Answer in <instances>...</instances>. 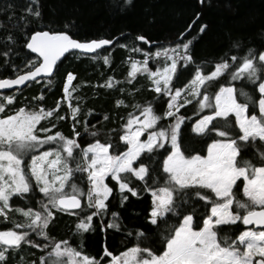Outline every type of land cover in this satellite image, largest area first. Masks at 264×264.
<instances>
[{
    "label": "snow or ice",
    "instance_id": "snow-or-ice-1",
    "mask_svg": "<svg viewBox=\"0 0 264 264\" xmlns=\"http://www.w3.org/2000/svg\"><path fill=\"white\" fill-rule=\"evenodd\" d=\"M130 3L131 0H124L125 6ZM24 11L26 15L21 19L25 28H20L26 39L23 47L36 56L27 60L22 74L13 65L18 74L0 79V90L32 82L51 84L57 62L65 53L95 61L98 50L113 43L109 39H74L70 31L75 25L68 23L62 29L49 25L47 30L34 31L29 37L27 26L43 19L40 0H29ZM206 28L204 25L200 31ZM184 35L180 33L177 42L170 46H158L155 53H144L143 61L130 59L127 83L131 84L138 74L146 76L156 97L145 104H132L133 111L127 114L126 121L121 118L120 129L110 130L119 131L118 144L94 139L81 147L77 140L81 133L76 128L80 123V98L74 96L78 89L71 87L76 79L71 71L64 80L63 97L54 108H44L45 97L41 93L33 97L39 107L30 109L25 105L9 112L16 97L0 95V221L12 225L0 230V264H8L9 255L14 259L25 245L45 253L31 264H103L105 258L108 264H264V51L248 48L242 56L224 53L215 62L196 63L193 42L183 40ZM4 39L12 45L17 43L13 35ZM135 39L152 43L144 35ZM232 48L239 51L241 45L235 42ZM11 51L9 48L0 55L8 57ZM131 51L143 50L134 47ZM161 57L164 66L153 71L149 61ZM103 61L110 64L108 56ZM181 62L185 71L189 67H194V71L183 87L174 88ZM209 66L212 70L206 72ZM225 75L229 79L221 84ZM236 82L242 87L237 88ZM117 83L109 77L104 87L113 88ZM215 84L219 88L212 96L208 89ZM249 87L250 92L245 90ZM164 97L166 107L157 114L153 105ZM193 102L197 104L194 116L198 118L191 124V132L210 141L206 148L195 149L183 143V127L192 117L180 115V110ZM64 103L68 104L73 121L71 137L55 131L59 122L67 119L66 115H59ZM116 106L128 107L122 99L116 101ZM205 109L209 114H204ZM91 112L90 109L88 114ZM54 117L56 123L51 122ZM108 119L106 114L104 120ZM166 119L171 123L161 126ZM218 120L223 121L222 128L217 126ZM44 121L50 126H43ZM84 131L93 138L99 135L89 131L86 121ZM120 147L124 150L119 151ZM76 173L86 177V190L73 182ZM107 179L114 185L110 186ZM133 180L140 182L142 188L133 186ZM241 183L243 200L236 198ZM114 188L120 193L121 205L129 199L126 192L132 197H139L142 192L151 195L146 222L156 229L159 247L151 244L144 230L137 229L126 234L135 236L137 243L133 246L113 254L105 244L103 255L96 259L73 247L67 239L49 237L47 229L56 213L75 216L74 233L79 235L95 231L94 217L100 218L101 231H120L117 212L112 213L106 225L103 223ZM35 190L43 197L35 201L38 208L27 206L33 203ZM14 200L27 204L14 206ZM199 202L206 209L200 216L193 206ZM187 206H192L191 211H187ZM85 211L87 214H82ZM169 215L174 222L169 221ZM241 224L244 230L238 235L233 233L234 238L220 235L225 228H239ZM30 233L48 243H37ZM145 241H149L148 246H142Z\"/></svg>",
    "mask_w": 264,
    "mask_h": 264
},
{
    "label": "trees",
    "instance_id": "trees-1",
    "mask_svg": "<svg viewBox=\"0 0 264 264\" xmlns=\"http://www.w3.org/2000/svg\"><path fill=\"white\" fill-rule=\"evenodd\" d=\"M40 4L43 19L41 22L30 23L27 26L25 29L27 36L30 37L34 31L47 30L49 25L56 29H62L63 25L68 23L75 25L70 31L75 39L82 41L109 39L113 40V43L103 50H99L98 59L95 61L90 57H79L75 53L67 54L58 63L55 75L51 77V84H48L47 81L32 82L21 90L0 95L16 97L14 105L8 109L9 112L25 105L30 109L39 107V103L34 101L33 97H37L41 93L45 97L42 101L44 108H54L57 100L63 97L62 89L67 72H73L76 79L72 82L71 87H77L78 90L74 96L80 98L78 114L80 123L76 128L81 133V136L77 138L81 147L93 142L94 139H99L102 143L110 140L111 143L118 144L119 131L111 132L110 130L120 129L121 118L123 117L126 121L127 114L133 111L132 104H145L153 101L156 97L146 76L138 74L131 84L127 83L130 59L142 61L144 53H155L158 46L167 47L174 44L182 32L185 33L183 40H192L193 42L192 51L196 63L215 62L224 53H227L228 56H242L248 48L264 51V0H204L203 4L200 3V0H131V3L126 6L124 0H40ZM28 5L29 0H0V53L8 51L9 48L12 49L8 57L0 55V79L18 74L17 71H14L13 65L17 66L20 73L23 72L27 60L35 58L23 47L26 39L25 35L20 32V28H25V22L21 17L26 15L24 9ZM197 14H199L198 18ZM16 25H19V28L15 27ZM204 25H207V28L201 32L200 29ZM8 35H13L16 38L15 45L5 41L4 38ZM139 35H144L152 43L136 40L135 37ZM235 42H239L241 45L239 51L232 48ZM121 45H127V47H121ZM134 47H140L143 51L133 53L131 49ZM104 56L109 57L110 64H104ZM162 66L160 59L149 61V67L152 70ZM211 70L210 66L205 69L206 72ZM193 71L194 67H189L185 71L181 62L178 65V79L174 77L173 87H183L191 79ZM109 77H113L114 81L119 82L113 88L104 87ZM228 79L229 76L225 75L220 83H226ZM235 86L242 87L239 82H236ZM121 88L125 91L121 92ZM218 88L219 84L210 87L209 94L214 96ZM245 90L250 92L251 88H245ZM119 99L124 100L128 107H117L116 101ZM166 100L167 98L164 97L154 103L153 107L157 114L164 111ZM241 102H243L242 98ZM72 104L76 106V99H73ZM90 109L92 112L89 115ZM196 112V102L190 106L186 105L180 110V115L192 117L190 122L186 121V127L182 126L183 143L195 149H200L202 146L206 148V143L210 141L205 142L202 137H197L191 132V124L198 118V116H194ZM106 114L109 116L107 121L104 120ZM204 114H209L207 109L204 110ZM59 115H66L67 119L59 122L55 131H61L64 135L71 137L73 121L68 113L67 103L61 105ZM85 121L89 131L99 133L97 137L93 138L84 131ZM51 122L56 123L55 117ZM169 123L171 121L166 119L161 126H167ZM42 124L45 127L50 126L47 121ZM216 124L218 127H223L222 120L216 121ZM123 150V147L119 148V151ZM245 158H248V155ZM72 167L75 165L72 164ZM106 181L110 186L114 185L110 179ZM73 182L83 189H87L86 177L81 173L75 174ZM138 185L142 188L140 182L133 180V186ZM125 195H128L129 199L121 205L120 193L118 189L114 188L113 195L107 201L109 210L103 220L106 225L112 219L113 212L119 213V219L116 222L121 225L120 231L116 229L101 231L100 218L94 217L95 231L79 235L74 233L77 222L75 216L56 213L47 229L49 237L57 241L67 239L73 247L96 259H100L103 255L105 244L113 254H119L133 246L137 243L135 236L127 237L126 234L137 229L144 230L150 237L151 244L159 247V236L156 235V229L146 222V215L151 206V195L143 192L139 197H132L127 192ZM34 197L33 203L27 206L38 208L35 201L42 200V194L35 190ZM236 198L245 199L242 195V183L240 189L236 190ZM13 204L24 207L27 202L21 203L14 200ZM193 206L198 208V216L206 211L203 202ZM191 207L187 206V211H191ZM210 207L209 205L208 211H210ZM82 214H87V211ZM169 221L174 222L170 215ZM11 226L9 222L0 221V230ZM244 227L241 224L239 228L236 226L225 228L220 235L233 237V233L238 235L239 231L244 230ZM31 236L37 243H48L43 237L36 236L34 233H31ZM148 243L149 241H145L142 246H148ZM44 254V251L39 248L25 245L18 250L14 259L12 254L9 255L8 264H17L18 261L20 264L21 262L31 264L33 260L38 262L39 257ZM23 255H28L30 258L26 260ZM17 256L20 259L15 260ZM106 260L108 258H105L103 263Z\"/></svg>",
    "mask_w": 264,
    "mask_h": 264
},
{
    "label": "water",
    "instance_id": "water-1",
    "mask_svg": "<svg viewBox=\"0 0 264 264\" xmlns=\"http://www.w3.org/2000/svg\"><path fill=\"white\" fill-rule=\"evenodd\" d=\"M38 31H42V30H38ZM75 39V38H74ZM78 40V39H77ZM80 41H82V40H80ZM105 47H108V46H105ZM104 47V48H105ZM28 50V49H27ZM29 51V53L30 54H32L33 56H36V54L35 53H31L30 52V50H28ZM99 51V50H98ZM67 54H69V53H65V55L63 56V57H61V59L57 62V64L67 55ZM21 74H22V72H21ZM17 75V74H16ZM16 75H14V76H12V77H6V78H9V79H11V78H15V76ZM2 79H4V78H2ZM28 84H30V83H26V85H21V86H13L12 88H10V89H2V90H0V93H9V92H12V91H16V90H21V89H23V88H25Z\"/></svg>",
    "mask_w": 264,
    "mask_h": 264
},
{
    "label": "rangeland",
    "instance_id": "rangeland-1",
    "mask_svg": "<svg viewBox=\"0 0 264 264\" xmlns=\"http://www.w3.org/2000/svg\"><path fill=\"white\" fill-rule=\"evenodd\" d=\"M144 59V58H143ZM143 59H142V61H143ZM160 60H161V63L163 64V66H164V61H163V58L161 57V58H159ZM136 60V59H135ZM137 60H139V59H137ZM154 60H157V59H154ZM139 61H141V60H139ZM127 62V61H126ZM162 66V67H163ZM161 67V68H162ZM156 69H154L153 71H155ZM14 91H12V92H9L10 94L11 93H13ZM0 94H4V93H0ZM77 157L79 158V150L77 151ZM28 159L30 160V157H28ZM73 165H75V163H73ZM107 182V181H106ZM33 183H35L34 181H33ZM69 191H70V188H69ZM18 218V217H17ZM30 235H31V233H30ZM24 256V258H26V260H28L30 257L28 256V255H23ZM18 259H20L18 256L16 257V259L15 260H18ZM21 264H27L26 262L25 263H23V262H21ZM103 264H108V260H106V262H104Z\"/></svg>",
    "mask_w": 264,
    "mask_h": 264
}]
</instances>
